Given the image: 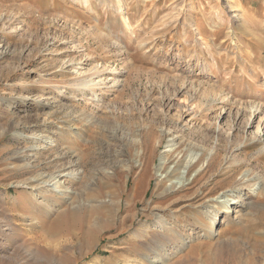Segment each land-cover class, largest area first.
<instances>
[{
  "label": "rangeland",
  "instance_id": "rangeland-1",
  "mask_svg": "<svg viewBox=\"0 0 264 264\" xmlns=\"http://www.w3.org/2000/svg\"><path fill=\"white\" fill-rule=\"evenodd\" d=\"M165 127L204 154L161 201ZM248 171L264 185V0H0V264H156L134 232L149 212L170 221L177 199L191 205L176 222L185 245L172 239L157 264H264L258 184L235 191L230 216L219 208L212 237L201 213ZM38 173L67 197L23 201ZM97 193L122 211L93 244L46 226Z\"/></svg>",
  "mask_w": 264,
  "mask_h": 264
},
{
  "label": "bare ground",
  "instance_id": "bare-ground-1",
  "mask_svg": "<svg viewBox=\"0 0 264 264\" xmlns=\"http://www.w3.org/2000/svg\"><path fill=\"white\" fill-rule=\"evenodd\" d=\"M163 135H168L169 138L167 144L165 145V149L161 153L159 163L156 164L155 167L157 173V195L155 197L157 198V200L160 199L161 201L163 199H166L168 195L174 193L177 188L186 187L191 182L192 178L191 176H188V173L204 154L203 152H195L192 146L180 149L182 143L181 139L183 138V136L181 139H179L180 137L173 129L166 127L162 128L161 136ZM156 143L155 146H157ZM134 146H138L136 162H140L141 159H143L144 157V146L142 139H136V141H134ZM204 170L205 163L199 166L195 176H199ZM142 171L140 173V180L144 179ZM33 182L38 183L36 184L37 186L35 185V189L37 190L35 192L37 193H34L30 196H26L23 201H30L33 199L35 200L37 199L38 194H42L45 197V201H47L49 198L47 197L46 193L54 192L58 195L67 194V189L65 191L61 190L63 185L62 181L58 179V176H51L48 178L45 175L38 173L37 176L29 178L28 182L26 181L25 184ZM240 182L241 184L236 189L224 190L220 192L217 196L210 197L208 200H206L205 203L201 204L204 208L203 212H201L202 215H206L208 218L211 219H209L210 222L206 227L208 231H212V229L217 223L218 215L220 213L219 208H224L226 210L227 216H230V208L232 206H235V208H237L244 205V200L235 198V191L243 190L244 187L247 186L250 188L251 191L255 192L257 189L255 188V186L257 184L259 185L258 188L260 189V191L264 189L263 180L256 174L252 175V173L249 171L242 174ZM138 193V190L134 192V194L137 195ZM194 199L195 197L190 198L187 201L194 203ZM87 201L88 204H86V206L84 207L83 213L75 209L56 218L52 223H46V226L56 230L61 228L67 229L68 226H71V229L78 228L79 230H82L85 234H89V236L92 238L91 244H93V237H96L100 233H103L105 230L110 229V227L116 221V218L119 217V213L122 211V207L121 204H117L118 206L115 207V204L113 203L114 201H112V199H105L104 194L102 193L91 194ZM132 201L136 203L135 197L134 199L131 197V202ZM150 204L151 203L147 204L148 210L152 206H150ZM179 205V199L172 201L170 208L173 210V214H168L169 216L171 215L170 217H172L170 221L165 216L168 212V209H164L162 213L149 212V214H145L147 217L146 221L139 222L137 228L138 231L134 232V237L136 241L141 244L142 249L139 250L142 254V259L144 260V262L149 261L150 258H154L152 263L157 264L160 261L163 262L164 248L166 244L171 242L172 239L177 240L181 237L179 230H176V222L181 219L182 214L185 213L184 211L187 210V208L191 205H182L181 207H179ZM135 216L137 217L139 215L134 214L121 219L120 225L123 230L126 227H130L133 225L129 223L130 225L126 226V223L131 219L135 220ZM149 221H151V224H148L150 223ZM150 232H153L155 235L152 236ZM208 236L212 237L213 231L209 233ZM178 243L180 244L178 250H180L185 245L184 239H181V242L178 241L176 244Z\"/></svg>",
  "mask_w": 264,
  "mask_h": 264
}]
</instances>
